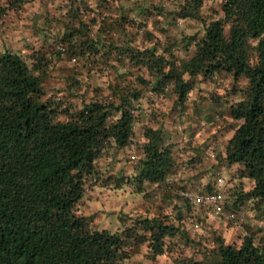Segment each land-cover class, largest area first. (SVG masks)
I'll return each instance as SVG.
<instances>
[{
    "label": "trees",
    "instance_id": "1",
    "mask_svg": "<svg viewBox=\"0 0 264 264\" xmlns=\"http://www.w3.org/2000/svg\"><path fill=\"white\" fill-rule=\"evenodd\" d=\"M40 1L47 12L51 1ZM175 2L174 15L197 21L201 29L199 36L182 37L183 46L192 47L184 59L171 47L116 41V35L124 36L117 19L93 29L95 24L84 25L76 12L73 24L55 32L53 57L89 65L95 60L114 74L109 95L80 105L44 97L49 60L42 52L32 53L28 64L15 51H0V264H124L143 242L150 257L163 253L165 238L178 231L172 223L155 216L135 218L141 230L135 223L109 232L91 228L76 205L87 181L102 179L97 161L109 148L130 145L141 88L150 85L149 91L159 94L170 85L174 103L182 104L191 88L184 75L224 72L234 82L246 80L243 96L228 105L229 117L238 123L222 156L226 164H237V175L249 179L251 187L226 195L224 206L232 210L244 199L264 202V0H221V16L208 19L200 13L203 0ZM21 3L0 0V16ZM68 11L75 14L71 6ZM105 18L101 14V22ZM142 137L135 172L126 180L161 183L174 165L172 147L160 128L144 127ZM216 250L214 261L184 264H264V242L253 243L249 235L238 244L219 242Z\"/></svg>",
    "mask_w": 264,
    "mask_h": 264
},
{
    "label": "rangeland",
    "instance_id": "2",
    "mask_svg": "<svg viewBox=\"0 0 264 264\" xmlns=\"http://www.w3.org/2000/svg\"><path fill=\"white\" fill-rule=\"evenodd\" d=\"M21 1L20 6L8 8L0 16V51H15L28 64L32 53L42 52L49 60L42 82L44 97L61 105L76 106L81 100L109 95L107 84L114 78V74L103 71L106 65L95 60L89 65L87 60L76 62L49 54L55 32L64 24H73L76 12L82 14L84 25L94 23L93 29L119 20L124 36L116 35V41L131 40L132 45L139 46L155 43L158 50L171 47L174 55L182 59L192 51L191 46H183L182 37L199 36L201 32L197 21L174 15L176 0H50L45 5L47 12L40 0ZM220 1L203 0L201 16H221ZM69 6L75 14L67 12ZM101 14L106 17L103 22ZM184 79L190 81L191 88L182 104L174 103L170 85L159 94L149 91L150 85L141 88L130 145L121 150L109 148L97 161L102 179L88 180L76 205L77 213L88 217L91 228L109 232H119L135 223V228L141 230L134 219L152 216L178 227L172 237L165 238L163 253L150 257L143 242L130 251L124 264H184L191 259L210 262L218 258L219 242L238 244L248 235L253 243L264 242V202L239 200L236 208L229 209L239 223L233 226L207 216L202 207L190 204L179 194L181 190L211 186L213 177H223L221 189L227 196L250 189V180L237 175V164H226L222 156L238 123L229 117L228 105L243 96L246 80L240 77L234 82L224 72L209 77L184 75ZM144 127L160 128L164 143L172 147L174 165L161 183L139 185L126 180L135 172V162L129 160V155H140Z\"/></svg>",
    "mask_w": 264,
    "mask_h": 264
},
{
    "label": "built area",
    "instance_id": "3",
    "mask_svg": "<svg viewBox=\"0 0 264 264\" xmlns=\"http://www.w3.org/2000/svg\"><path fill=\"white\" fill-rule=\"evenodd\" d=\"M129 158L132 161L136 159L134 154H130ZM223 184V177H217L212 189L209 191L181 190L179 194L190 204L202 207L207 216L221 219L225 223L231 222L233 226H238L239 223L234 214L224 206L226 195L221 189Z\"/></svg>",
    "mask_w": 264,
    "mask_h": 264
},
{
    "label": "crops",
    "instance_id": "4",
    "mask_svg": "<svg viewBox=\"0 0 264 264\" xmlns=\"http://www.w3.org/2000/svg\"><path fill=\"white\" fill-rule=\"evenodd\" d=\"M154 128H155V127H154ZM160 130H161V129H160ZM214 182H215V177L212 178L210 185L214 184Z\"/></svg>",
    "mask_w": 264,
    "mask_h": 264
}]
</instances>
